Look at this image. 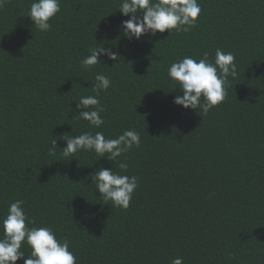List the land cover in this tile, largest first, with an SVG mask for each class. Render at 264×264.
<instances>
[{
  "label": "trees",
  "instance_id": "16d2710c",
  "mask_svg": "<svg viewBox=\"0 0 264 264\" xmlns=\"http://www.w3.org/2000/svg\"><path fill=\"white\" fill-rule=\"evenodd\" d=\"M31 2L0 9V218L24 200L31 226L67 239L77 264H264V0H198L189 32L131 42L120 30L128 19L120 0H60L48 32L26 16ZM97 44L120 61L101 56L107 66L82 70ZM218 48L238 67L224 101L206 115L175 105L182 93L168 77L171 63L204 53L214 63ZM97 73L111 80L99 96V129L75 118V102L95 95ZM133 129L141 145L120 160L139 186L123 209L90 179L118 165L95 152L64 158L60 149L65 134L116 138Z\"/></svg>",
  "mask_w": 264,
  "mask_h": 264
},
{
  "label": "clouds",
  "instance_id": "9594fccd",
  "mask_svg": "<svg viewBox=\"0 0 264 264\" xmlns=\"http://www.w3.org/2000/svg\"><path fill=\"white\" fill-rule=\"evenodd\" d=\"M7 3L8 0H0V9ZM60 11V0H32L26 16L37 30L48 32L52 27L50 21ZM118 11L128 17L121 22L120 30L131 42L133 39L140 40L147 34L155 37L166 31L172 34V30L189 32L196 26L202 9L198 0H120ZM89 51L90 55L80 62L82 70L101 64V56H107L111 61L121 59L118 52L105 48L103 44ZM167 72L182 93L175 96L173 103L185 110L192 109L206 115L224 101L230 84L229 77L236 78L238 67L233 53L218 48L214 63L210 62L208 53H204V57L199 60L185 56L171 63ZM110 86V78L97 73L91 87L95 95L81 96L75 102V110L79 112L75 118L87 121L92 128H101L104 125L101 116L104 108L99 96ZM65 135L68 138L62 139L66 142V146L60 149L62 157L67 158L80 151L95 152L101 159L106 158L119 166V172L101 167L91 174L90 179L101 194V199L111 202L114 207L127 209L139 184L135 175L122 174L127 171L128 164L120 158L134 147H140L139 132L134 129L124 130L116 138H106L102 131ZM57 149V139H53L48 155L56 156ZM211 195L213 194L209 198ZM24 204L25 201L21 199L11 202L6 215L0 218V230L3 233L0 237V264H17L20 260H23V264H77V258L70 250L67 239H58L51 227L31 226L35 221L26 215ZM24 244L31 249L29 255L22 250ZM171 264H183V258L176 257Z\"/></svg>",
  "mask_w": 264,
  "mask_h": 264
}]
</instances>
